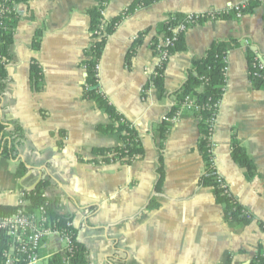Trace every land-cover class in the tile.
<instances>
[{
	"label": "crops",
	"instance_id": "1",
	"mask_svg": "<svg viewBox=\"0 0 264 264\" xmlns=\"http://www.w3.org/2000/svg\"><path fill=\"white\" fill-rule=\"evenodd\" d=\"M137 1L108 0L105 20ZM246 1L157 0L135 9L108 37L97 65L99 92L137 131L144 150L143 157L128 165L102 163L92 152L122 144L119 135L97 130L111 120L93 100L82 97L88 12L97 0H31L19 6L0 119L17 123L24 140L15 160L0 155V205L16 207L25 192L46 180L45 194L56 202L60 216L71 219L87 264H250L257 256L264 259V90L253 89L246 60L249 50L264 64V6L239 19L232 12L223 14ZM208 12L228 19L185 31V51L174 53L165 64V94L159 98L149 81L157 62L152 45L163 36L160 27L170 16ZM37 32L41 37L34 51ZM218 40H235L239 46L226 57L212 155L229 193L252 217L250 223L232 227L211 189L199 186L204 173L197 150L199 119L185 111L174 122L163 120L177 104L173 93L191 62ZM31 60L41 69L40 91L30 80ZM163 122L171 126L165 139L159 131ZM233 138L254 165L251 178L231 157ZM159 154L163 180L156 191ZM66 247L62 235H51L43 241L39 258L44 262Z\"/></svg>",
	"mask_w": 264,
	"mask_h": 264
},
{
	"label": "trees",
	"instance_id": "2",
	"mask_svg": "<svg viewBox=\"0 0 264 264\" xmlns=\"http://www.w3.org/2000/svg\"><path fill=\"white\" fill-rule=\"evenodd\" d=\"M31 0H0V97L4 94L7 86L6 66L12 58L11 46L13 44V34L15 27L19 21V6H26ZM157 0H140L131 4L125 11L111 20H105L100 15L103 9L102 0H97V4L88 12L89 18V38L88 47L84 50L85 60L82 66L85 69L86 77L82 87V97L85 100H93L96 106L103 111L111 120L107 126H98L97 130L103 134H117L120 136L122 144L112 148H97L92 152L97 155L102 163L118 162L123 165L132 163L135 159L144 155V150L139 140L137 131L133 126L108 102L103 94L99 92L97 65L103 53L108 37L113 34L116 27L129 15H131L138 7H146ZM257 4H250L248 10L243 14L249 13ZM185 16H170L168 20L162 24L159 29L165 37L170 36L169 28L177 25L184 20ZM220 19H228L224 15L219 16ZM203 21L199 22L202 23ZM41 34L37 32L33 38L32 48L34 51L39 48ZM143 34L141 33L140 36ZM140 44L133 43L127 53V59H130ZM154 41L152 48L154 49ZM174 46L169 49L170 56L174 53L185 51L184 34H178L174 40ZM235 40H218L213 41L207 48L204 56L200 59H194L190 67L185 72V80L181 86L173 93L177 100V104L165 115V118H171L178 112L186 97L194 101L199 110L195 116L199 119L200 137L197 150L204 163V173L199 178V186L210 188L215 202L222 206L223 218L230 226L235 224H248L252 217L247 210L232 196L229 192H225L216 182V170L214 169L210 152V123L216 118L218 109L216 105L221 101L225 88L224 68L227 65L226 57L228 52L238 48ZM246 60L249 67V79L254 90H264V76H254L257 70L254 69L255 58L252 53L246 51ZM165 65L163 67V70ZM30 80L33 83L35 91H40L42 87L43 76L41 69L35 60L30 63ZM152 86L156 89L159 98L164 96L163 88V71L151 79ZM170 124L162 123L159 131L161 138L165 139ZM24 140L22 128L15 122L6 123L0 119V155L8 160H15L17 156V146ZM231 157L235 163L246 171L247 178H251L255 173L252 161L249 159L245 148L235 139L232 140ZM158 182L156 191L160 190L163 180L162 155L158 157ZM48 182L41 180L37 187L32 191L25 192L22 200V206H5L0 205V218L14 214L17 209H21L27 215H32L44 206L46 214L51 222V227L61 235H65L68 239V247L62 251L52 253L46 264H87L85 260L86 250L82 243L77 241V231L71 226L69 217L60 216L57 213L56 202L50 200L46 196ZM264 231V225H262ZM9 239L0 231V264H5L8 251ZM15 259L23 260L21 255H14ZM21 262L16 261L14 264ZM250 264H264V259L257 256Z\"/></svg>",
	"mask_w": 264,
	"mask_h": 264
},
{
	"label": "built area",
	"instance_id": "3",
	"mask_svg": "<svg viewBox=\"0 0 264 264\" xmlns=\"http://www.w3.org/2000/svg\"><path fill=\"white\" fill-rule=\"evenodd\" d=\"M108 0H102L103 9L100 12V15L103 19H105V10L107 7ZM250 4H257L260 6H264V0H248L241 4L232 6L229 10L225 11L223 14H228L230 12L234 13L236 18L239 19L243 16V12L248 10ZM222 14H218L216 12H208L205 14H189L184 17V20L177 25L168 29L170 36L165 37L164 35L160 40L156 42L154 45V52L157 57V62L155 65V69L151 74V79L155 77L159 71H163L164 65L167 63L170 54L169 49L174 46V40H176L178 34H184L185 31L195 24H199V22H208L213 21L219 18ZM202 22V23H203ZM254 69L257 70V73H254V76H264V64L259 60H255ZM227 65L224 68V73L226 74ZM151 79L149 81V85L152 86ZM219 103L216 105L218 109ZM199 110L198 106L194 104V101L189 97L185 98V101L181 105V108L178 112H176L173 117L165 118L164 121L174 122L178 119L181 114L185 111H192L196 113ZM215 118L212 119L210 123V152H212V134L214 127ZM211 163L215 169L214 159H211ZM216 170V169H215ZM217 173V172H216ZM217 184L225 190V192H229L227 186L225 185L222 178L217 174L216 176ZM24 205V201L21 199L17 206ZM67 226H71L70 223ZM0 231L8 237L9 239V247L8 251L5 254L6 261L5 264H14L16 261L21 262L19 264H38L40 261L39 251L43 244V241L51 235L60 234L57 230L51 227V222L46 214V210L44 206L40 207L35 214L27 215L23 210L17 209V211L6 217L0 218ZM67 240L68 247V239L65 235H62ZM17 254L23 257L21 259H15L14 255Z\"/></svg>",
	"mask_w": 264,
	"mask_h": 264
},
{
	"label": "water",
	"instance_id": "4",
	"mask_svg": "<svg viewBox=\"0 0 264 264\" xmlns=\"http://www.w3.org/2000/svg\"><path fill=\"white\" fill-rule=\"evenodd\" d=\"M39 181H40V180H39ZM39 181L37 182V184H35V186H33V188H31V191H32L34 188H36V187H37V185H38ZM46 194H49V189H48V188L46 189Z\"/></svg>",
	"mask_w": 264,
	"mask_h": 264
},
{
	"label": "rangeland",
	"instance_id": "5",
	"mask_svg": "<svg viewBox=\"0 0 264 264\" xmlns=\"http://www.w3.org/2000/svg\"><path fill=\"white\" fill-rule=\"evenodd\" d=\"M44 262H42L41 260H40V262L38 263V264H46V262H47V260H43Z\"/></svg>",
	"mask_w": 264,
	"mask_h": 264
}]
</instances>
